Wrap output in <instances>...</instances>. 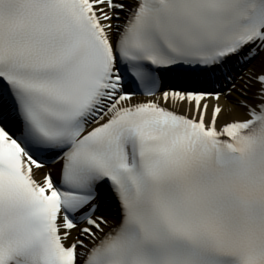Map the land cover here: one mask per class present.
<instances>
[{
  "label": "snow or ice",
  "instance_id": "snow-or-ice-1",
  "mask_svg": "<svg viewBox=\"0 0 264 264\" xmlns=\"http://www.w3.org/2000/svg\"><path fill=\"white\" fill-rule=\"evenodd\" d=\"M0 264H264V0H0Z\"/></svg>",
  "mask_w": 264,
  "mask_h": 264
}]
</instances>
